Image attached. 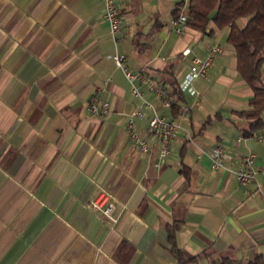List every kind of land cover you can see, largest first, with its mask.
Here are the masks:
<instances>
[{"label": "crops", "instance_id": "1", "mask_svg": "<svg viewBox=\"0 0 264 264\" xmlns=\"http://www.w3.org/2000/svg\"><path fill=\"white\" fill-rule=\"evenodd\" d=\"M113 1L122 18L114 38L99 0H0V264H174L173 226L176 246L191 255L264 252V144L241 135L236 112L252 90L237 73L229 28L178 35L169 21L188 0ZM214 44L221 52L206 78L182 91L173 115L163 105L169 78L180 84L192 57ZM115 53L164 88L162 97L133 82L179 126L164 160L148 131L153 112L133 96ZM93 95L108 101L106 115L89 113ZM135 110L148 152L125 130ZM216 145L230 157L220 169L211 167ZM248 152L256 181L243 187L234 170ZM102 191L114 222L91 208Z\"/></svg>", "mask_w": 264, "mask_h": 264}, {"label": "trees", "instance_id": "2", "mask_svg": "<svg viewBox=\"0 0 264 264\" xmlns=\"http://www.w3.org/2000/svg\"><path fill=\"white\" fill-rule=\"evenodd\" d=\"M181 7L174 10L175 18ZM183 12L186 27L196 32L206 33L210 24L217 29L229 28L227 42L235 50L237 73L252 90L248 108L236 113L245 120L242 137L253 135L264 127V0H188ZM240 19L245 20L243 26L238 23ZM168 83L170 91L166 98L173 115H177L185 96L172 75ZM181 172L186 175L184 169ZM175 229L173 226L167 231V249L174 258V264H264V252L253 253L246 258H238L232 253L214 257L206 251L188 254L176 246Z\"/></svg>", "mask_w": 264, "mask_h": 264}, {"label": "built area", "instance_id": "3", "mask_svg": "<svg viewBox=\"0 0 264 264\" xmlns=\"http://www.w3.org/2000/svg\"><path fill=\"white\" fill-rule=\"evenodd\" d=\"M102 3V14L103 19L107 23L109 35L114 38L117 33H119L122 23L121 12L119 7L114 3L113 0H99ZM187 6H182V10L178 17H174L169 21L170 27L174 32L180 35L186 28V16L184 10ZM221 52V47L218 44L210 46L203 56H194L188 66V71L185 78L180 83L181 91L189 90L192 83L199 78H206L210 68L216 56ZM116 66H118L125 78L131 84V92L135 98H137L143 108L153 112V116L148 123L149 135L153 140H156L159 146V156L162 160L166 159L171 151V140L179 127L174 119L166 118L164 116L158 115L156 113L155 107L146 101L142 93L134 85V80H139L141 82H147L148 88L151 92L158 96H165L164 88L154 84L152 81L148 80L143 73L133 74L125 67H123V58L115 53L112 55ZM107 80H104V83ZM165 107H170V102L168 100L163 101ZM87 109L91 115H106L109 112V103L105 100H99L96 95L90 97ZM143 113L141 110H135L129 114V119L126 122L125 130L128 132L130 139L138 147L140 151L148 152L150 149L144 139L139 137L137 132L134 130L133 120L135 118H142ZM258 142L264 144V132L258 135H251ZM243 138V137H242ZM237 140L239 144L241 139ZM230 158L226 153L224 147L221 145H216L212 148L210 152L211 167L213 169L223 168V162L225 159ZM256 169H255V155L251 152L240 154V159L238 161V166L234 170V175L243 187L256 181ZM91 208L93 210H100L103 215L111 220L115 221L112 217L113 204L109 200V195L107 192H100L91 202Z\"/></svg>", "mask_w": 264, "mask_h": 264}, {"label": "rangeland", "instance_id": "4", "mask_svg": "<svg viewBox=\"0 0 264 264\" xmlns=\"http://www.w3.org/2000/svg\"><path fill=\"white\" fill-rule=\"evenodd\" d=\"M244 22H245L244 19H240V20L238 21V23H239L240 26H243Z\"/></svg>", "mask_w": 264, "mask_h": 264}]
</instances>
